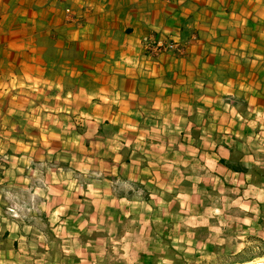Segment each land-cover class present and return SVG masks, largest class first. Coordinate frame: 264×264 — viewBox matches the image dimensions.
I'll return each mask as SVG.
<instances>
[{"label":"crops","instance_id":"crops-1","mask_svg":"<svg viewBox=\"0 0 264 264\" xmlns=\"http://www.w3.org/2000/svg\"><path fill=\"white\" fill-rule=\"evenodd\" d=\"M155 32L184 49L147 54ZM36 166L52 229L108 231L120 264L264 257V0H0V188L15 203Z\"/></svg>","mask_w":264,"mask_h":264},{"label":"rangeland","instance_id":"rangeland-1","mask_svg":"<svg viewBox=\"0 0 264 264\" xmlns=\"http://www.w3.org/2000/svg\"><path fill=\"white\" fill-rule=\"evenodd\" d=\"M7 159V154L1 155V161ZM34 170L35 178L29 189L26 191L21 188L26 191V199L15 203L8 195L11 191L9 185L1 184L0 193L7 196L1 198L0 264H120L119 251L113 253L111 258H105V234H108V231L104 229L91 231V228H86L69 232L73 235L68 236L62 230L52 229L56 226L54 223L57 218L47 217L40 207L42 205L39 200L40 194L47 195L49 182L46 179L42 180V166H36ZM78 185L81 186L79 188L81 190L88 186L81 180L78 181ZM14 218L24 221L31 229L29 227H26V231H19L16 227L12 229L9 222ZM91 219L102 226L107 224L106 215L102 213L91 214ZM96 259L101 262H94Z\"/></svg>","mask_w":264,"mask_h":264},{"label":"built area","instance_id":"built-area-1","mask_svg":"<svg viewBox=\"0 0 264 264\" xmlns=\"http://www.w3.org/2000/svg\"><path fill=\"white\" fill-rule=\"evenodd\" d=\"M67 12L70 13V9H67ZM142 45L145 52L151 56L165 52H181L184 49L182 41L164 38L158 32L145 35L142 38Z\"/></svg>","mask_w":264,"mask_h":264},{"label":"bare ground","instance_id":"bare-ground-1","mask_svg":"<svg viewBox=\"0 0 264 264\" xmlns=\"http://www.w3.org/2000/svg\"><path fill=\"white\" fill-rule=\"evenodd\" d=\"M258 262H264V257L256 259V260H252V261H249V262L241 263V264H254V263H258Z\"/></svg>","mask_w":264,"mask_h":264},{"label":"water","instance_id":"water-1","mask_svg":"<svg viewBox=\"0 0 264 264\" xmlns=\"http://www.w3.org/2000/svg\"><path fill=\"white\" fill-rule=\"evenodd\" d=\"M254 264H264V262H258V263H254Z\"/></svg>","mask_w":264,"mask_h":264}]
</instances>
